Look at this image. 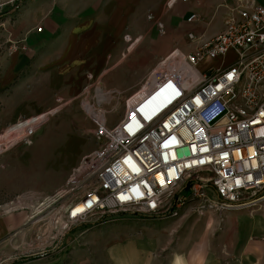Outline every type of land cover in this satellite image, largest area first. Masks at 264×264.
Segmentation results:
<instances>
[{
    "label": "built area",
    "instance_id": "1",
    "mask_svg": "<svg viewBox=\"0 0 264 264\" xmlns=\"http://www.w3.org/2000/svg\"><path fill=\"white\" fill-rule=\"evenodd\" d=\"M188 38L194 50L161 58L167 70L145 81L116 125L102 107L90 113L99 145L70 178L72 191L85 189L67 227L178 216L188 202L223 218L264 202V5L239 0L219 33ZM228 52L226 65L200 69Z\"/></svg>",
    "mask_w": 264,
    "mask_h": 264
},
{
    "label": "rangeland",
    "instance_id": "2",
    "mask_svg": "<svg viewBox=\"0 0 264 264\" xmlns=\"http://www.w3.org/2000/svg\"><path fill=\"white\" fill-rule=\"evenodd\" d=\"M258 1L264 5V0ZM23 3L24 0H0V21L4 14L20 12ZM8 27L0 23L1 88L9 68L6 64L24 47L11 43L5 48ZM59 31L54 34L53 45L35 53L28 67L14 70L13 78L0 94V221L12 218L14 227L24 222L0 237V264L29 261L69 264L74 260L104 264L114 260L110 255L114 246H117L112 251L115 258L128 260L130 256L129 260H134L133 252L125 257L118 245L133 242L138 246L139 241L144 246L138 248L150 252H141L136 261L146 264L147 261L168 264V256L176 249L187 256H199L202 251L211 250L223 230L224 217L212 210L203 214L194 211L195 202L182 206L178 216L142 220L136 214L126 217L118 214L114 221L90 227L66 226L65 212L85 189H70L72 173L99 145L95 125L83 103L86 100L95 108H104L108 125H116L127 110L126 101L143 88L147 78L153 77L161 59L133 89L109 86L104 83L108 77L119 83L133 77V71L126 72V68L136 62L140 47L133 46L128 34L117 43L109 37L103 69L93 64L91 70L87 68L90 59L86 60L90 54L68 57L64 53L67 58H63L61 49L65 46L56 39L60 37ZM97 36L100 40L101 35ZM78 40L85 43L83 33ZM78 46L84 48V44ZM52 55L56 59L46 61ZM233 58V53L228 52L221 63L204 60L199 67H221ZM35 60H40L42 66ZM99 88L108 94L107 100L99 96ZM261 206L264 202L241 210L252 212ZM208 217L210 220L204 224ZM146 237L156 238L151 239L155 240L153 243ZM146 254L150 255L149 259L145 258Z\"/></svg>",
    "mask_w": 264,
    "mask_h": 264
},
{
    "label": "crops",
    "instance_id": "3",
    "mask_svg": "<svg viewBox=\"0 0 264 264\" xmlns=\"http://www.w3.org/2000/svg\"><path fill=\"white\" fill-rule=\"evenodd\" d=\"M238 1L24 0L20 12L14 15L15 10L12 14H8L9 16L7 14L1 16L3 21L0 23L8 25L10 30L5 39L7 42L4 44L5 48L11 43H19L24 47H21L23 50L20 49L22 52L17 51L12 53L13 55L10 53L13 58L10 64H6L9 68L3 80L4 88L0 87V94L13 78L17 67H28L35 53L41 51L44 46L47 48L48 45L49 48L53 45L54 34L58 30H60V37L56 39H60L61 44L65 46L61 49L63 54H67L68 57L90 54L86 60L90 59L87 68L91 70L93 64L100 70L103 69L104 56L109 51V37H113V42L117 43L123 40L125 34H128L133 46L140 47L136 62L126 68V72L133 71V77L124 83L114 82L108 77L104 83L124 88V90L133 89L155 66L157 60L167 56L174 48L187 53L192 52L195 45L189 40V33H204L207 36L219 33L223 29L224 20L230 8L234 7ZM77 13L79 15H76ZM41 26L42 30H39ZM82 33L85 36V43H78V36ZM98 34L101 35L100 40ZM80 44H84V48H80L82 46H78ZM65 54L63 58H67ZM54 59L56 58L52 55L46 61ZM35 61L38 66H42V63H39L40 60ZM210 62L219 64L221 59ZM149 219L142 218V220ZM209 220L210 217L206 218L204 224ZM222 222L223 230L217 236L216 246L213 245L211 250L206 249L199 256L193 254L187 256L182 250L176 249L168 256V264H264V206L252 212L241 209L229 211ZM23 223L21 221L14 227L12 218L0 221V237L19 228ZM146 238L151 240L156 237ZM154 241L150 242L154 243ZM142 242L145 241L142 240ZM140 243L141 241L138 246H144V243L142 245ZM118 246L126 253L125 257L133 252L136 255L135 259L129 260L130 256L127 257L128 260L115 258L112 251L117 246H114L110 249V255L114 260L111 259L104 264H146L136 260L140 258L141 252L148 250H140L133 242ZM145 258L149 259L150 255ZM4 264H11V262ZM14 264H59V262L29 261ZM69 264H99V262L74 260ZM147 264L151 263L147 261Z\"/></svg>",
    "mask_w": 264,
    "mask_h": 264
},
{
    "label": "bare ground",
    "instance_id": "4",
    "mask_svg": "<svg viewBox=\"0 0 264 264\" xmlns=\"http://www.w3.org/2000/svg\"><path fill=\"white\" fill-rule=\"evenodd\" d=\"M162 70H167V66H163V65H160V66H158V70H156L155 69V71H153V72H159V71H162ZM151 77V76H150ZM149 77V78H150ZM148 79V78H147ZM149 86V82L147 83H145L144 85H143V88H142V90L139 92H136V94H134V96H132V97H130V100H128V101H126V104L128 105V104H130V102H132V101H134V102H136L137 100H138V97H139V95L143 92V90H145L147 87ZM97 92H98V94H99V96H101V97H104V100H107L108 99V94H106L104 91H103V89H98L97 90ZM83 106H84V109L89 113V115H90V113H92V111L95 109V106H94V104H92L91 102H89V101H86L85 100V102L83 103ZM105 118H107L106 116H105ZM123 118V117H122Z\"/></svg>",
    "mask_w": 264,
    "mask_h": 264
}]
</instances>
